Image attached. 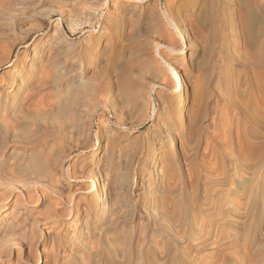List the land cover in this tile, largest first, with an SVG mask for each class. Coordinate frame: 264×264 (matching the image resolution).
<instances>
[{
	"label": "rangeland",
	"instance_id": "rangeland-1",
	"mask_svg": "<svg viewBox=\"0 0 264 264\" xmlns=\"http://www.w3.org/2000/svg\"><path fill=\"white\" fill-rule=\"evenodd\" d=\"M263 138L264 0H0V264H264Z\"/></svg>",
	"mask_w": 264,
	"mask_h": 264
},
{
	"label": "bare ground",
	"instance_id": "bare-ground-1",
	"mask_svg": "<svg viewBox=\"0 0 264 264\" xmlns=\"http://www.w3.org/2000/svg\"><path fill=\"white\" fill-rule=\"evenodd\" d=\"M58 43H60V42H58ZM180 50V49H179ZM164 62H166V61H164ZM168 62V61H167ZM167 62H166V64L165 65H168L167 64ZM169 63H171L170 61H169ZM168 67H166L165 69H167ZM188 68V67H187ZM172 69V68H171ZM170 70V68L168 69V71ZM167 71V70H166ZM175 71H176V68H175ZM165 72V71H164ZM170 72V71H169ZM166 73V72H165ZM167 74V73H166ZM173 75H175L174 77H176L175 79H178L179 80V76L177 75V73H174ZM167 77H164V80L166 79ZM168 81H166V83H167ZM193 84V83H192ZM194 85V84H193ZM194 86H196V85H194ZM191 87V86H190ZM197 87V86H196ZM194 88V87H193ZM187 96H188V94H187ZM207 96V95H206ZM202 101V100H201ZM199 102V101H198ZM203 102H205L204 100H203ZM197 104V103H196ZM201 105H203V103L201 104ZM196 105H195V101H194V103H193V106L191 107V108H193L194 109V107H195ZM179 107V106H178ZM185 107V106H184ZM201 107H203V106H201ZM204 108V107H203ZM179 109V108H178ZM177 109V111H179V113L175 110V112L173 111V113L175 114L174 115V118H175V120H174V124H173V127H175L176 129H178V140H179V142H180V148H181V150H182V156H183V159L185 160V162L184 163H186L187 165H191L193 162H194V154H195V152H196V146H193V144L192 143H194V144H196L198 141L196 140V138L198 137H196L194 134L199 130V129H201L200 127H202V125H201V123L203 122V118L205 117V114H206V112L204 113V111L200 108V107H196V109L195 110H192V111H194L193 112V115L191 114V112H190V114L192 115H190V117H182L181 116V113H180V109L178 110ZM206 109V108H205ZM177 112V113H176ZM216 114V113H215ZM176 115H180L181 117H177ZM213 115V114H212ZM249 115V114H248ZM217 115H215L214 117H216ZM213 117V116H212ZM246 117H248V116H246ZM251 118L253 117V116H250ZM249 118V117H248ZM214 119V118H213ZM250 119V118H249ZM248 119V120H249ZM211 120V119H210ZM216 120V119H215ZM215 120L214 121H211L210 122V125H213V127H216V122L219 120V119H217V121L215 122ZM253 120V119H252ZM251 120V121H252ZM221 121V120H220ZM247 122V121H246ZM209 123V122H208ZM219 123V122H218ZM253 123H254V127L256 126V129H254V130H256L255 132H253V133H255V141H257V142H255L256 144H257V147H259L260 149H263L262 148V145H263V143L261 142V132H260V129H262L261 127H262V125H261V121H259V120H254L253 121ZM246 124V123H245ZM209 125V124H208ZM208 125H206L207 127H208ZM218 125V124H217ZM249 126H252L253 127V125H250L249 124ZM212 127V128H213ZM244 127H246V125L244 126ZM251 127V128H252ZM174 128V129H175ZM214 129H216V128H214ZM245 129V128H244ZM253 129V128H252ZM247 130V129H246ZM249 130H250V128H249ZM249 130L247 131V133L249 132ZM245 131V130H244ZM253 131V130H252ZM200 132V131H199ZM214 132H217V130H210L209 131V133H207V135L206 136H208L207 138H206V144H205V148H204V155H206V153L208 152H212L211 151V149H213V147L211 148V140H210V138L212 137V135H214L215 133ZM174 133V132H173ZM176 133V132H175ZM245 133H246V131H245ZM244 133V134H245ZM246 133V134H247ZM250 133H251V131H250ZM250 133H248L247 135H250ZM196 134H198V132L196 133ZM263 134V133H262ZM173 135V134H172ZM250 136H252V135H250ZM196 137V138H195ZM218 137V136H217ZM200 138V137H199ZM245 138V137H244ZM254 139V138H253ZM257 139V140H256ZM264 139V138H263ZM262 139V141L264 142V140ZM199 140V139H198ZM201 140V139H200ZM199 140V141H200ZM248 140V139H247ZM252 140V139H251ZM254 141V140H253ZM201 142V141H200ZM199 143V142H198ZM213 144V143H212ZM263 151V150H262ZM206 152V153H205ZM261 156H262V153H261ZM262 158H263V156H262ZM262 161V160H261ZM263 162V161H262ZM261 162V163H262ZM246 165V164H245ZM248 166V165H247ZM247 166H245V168L247 167ZM254 166V165H253ZM97 173H99V172H97ZM97 176V175H96ZM96 180H97V177L95 178ZM38 250V249H37ZM37 253H39V252H37ZM36 257L38 258L39 256H37V254H36ZM36 258V260H35V262L34 263H36L37 262V259ZM2 263V262H1Z\"/></svg>",
	"mask_w": 264,
	"mask_h": 264
}]
</instances>
